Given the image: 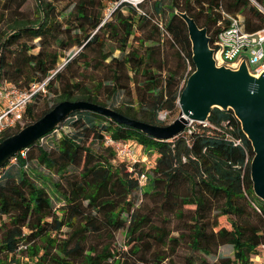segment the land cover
Returning <instances> with one entry per match:
<instances>
[{
    "label": "trees",
    "instance_id": "16d2710c",
    "mask_svg": "<svg viewBox=\"0 0 264 264\" xmlns=\"http://www.w3.org/2000/svg\"><path fill=\"white\" fill-rule=\"evenodd\" d=\"M106 1L116 3L119 0ZM251 1L169 0L164 3L155 0L152 12L143 9L146 15L121 5L113 11L111 20L104 21L101 11L105 6L97 12L92 0H80L75 4L74 21L62 29V22L48 11L51 6L47 7L38 0L40 21L27 25L16 20L5 33L0 73L2 78L20 88H27L56 70L61 54L58 50H50V46L68 50L77 45L82 51L68 62L67 67L86 55V60H91L92 52L95 57L101 55L103 65H97V69L117 65L112 70L115 81L111 95L129 89L134 83L141 108L136 114L132 107L127 111L111 107L101 100L104 83L93 79L94 86H89L73 80L65 81L62 78L64 72L59 71L50 85L61 81L64 94L61 101L93 102L111 107L129 118L162 126L158 119L160 111H174L179 107L183 89L180 79L187 69V62L195 71L192 43L180 13H187L201 28L207 29L212 46L222 28L229 25L222 13L236 14ZM257 1L263 3V0ZM124 7L131 10L130 14L122 12ZM253 9L259 22L244 19L245 30L249 33L264 28V14L258 7ZM157 20L163 22V29ZM219 21L223 22L222 25ZM23 36H31L33 40L39 38L41 49L37 53L31 52L35 46L21 42ZM131 37L139 43L138 47L129 48ZM70 38L72 42L67 43ZM111 39H118L117 49L121 51V57L114 55L115 49H109L107 43ZM175 52L181 61L169 64L166 54ZM122 71L126 74V82L121 84ZM76 92L80 94L74 97ZM33 107H28L26 115H32ZM41 117H32L27 125ZM93 117L108 123L97 124ZM69 120L75 128L72 137L62 135L59 144L50 149L39 140L26 149L25 157L18 155V175L9 170L10 162L5 171L0 172V264H109L113 259L112 264H121L107 246L102 250L91 248L87 252L84 247L91 233L106 231L113 235L120 229H126L131 245L129 251L135 255L136 263L157 264L148 258L150 255L154 260L155 247L159 248L167 241L181 240L192 252L183 264H211L200 253L210 256L227 244L233 245L234 258L220 257L217 264H250L251 256L264 244V201L254 192L251 141L233 110L214 108L207 124L194 122L189 128L191 133L169 141L157 140L95 112L76 111L62 124ZM21 129L19 126L14 133L4 135L0 142ZM105 133L112 134L117 140H137L146 151L158 154L146 195L158 198L163 213L186 225L174 229L182 231L179 236L170 237L171 232L161 228L164 226H153L149 214L132 211L131 195L139 188L137 180L124 165L114 163L116 154L111 148L105 147L109 156L98 155L89 144L91 137L95 142ZM234 140H239L240 144ZM36 150L39 164L58 174L57 181L40 175L44 181L40 185L27 173L28 163L33 158L31 152ZM55 199L62 203L60 210L56 209ZM189 206L195 209L187 210ZM249 209L254 211V223L247 219ZM58 212H62V216ZM223 216L228 217L230 228L221 225ZM164 220L169 222V219ZM64 226L72 232L62 239L59 233Z\"/></svg>",
    "mask_w": 264,
    "mask_h": 264
},
{
    "label": "rangeland",
    "instance_id": "374dc122",
    "mask_svg": "<svg viewBox=\"0 0 264 264\" xmlns=\"http://www.w3.org/2000/svg\"><path fill=\"white\" fill-rule=\"evenodd\" d=\"M43 3L49 7V13L52 14L51 16L58 19V21L62 22L61 28L64 29L67 23H69L71 20L74 21L75 18V4L80 0H42ZM82 1V0H81ZM90 2L93 7H95V11L100 12L101 7L105 6L103 8L104 21H108L112 19V7L114 3H111L110 1L106 0H92ZM154 1L155 0H147L143 5L142 8L146 11L152 12L154 8ZM164 3H168L169 0H163ZM264 0L263 3L258 2L257 0H252L245 8H242L238 13L241 14L242 17L248 20V22H259V19L256 18L255 9L258 7L260 9L261 7H264ZM53 7V9H52ZM51 8V9H50ZM39 8H38V0H0V54H1V45L5 42V33L10 31L11 25L16 22H19L20 24H27V25H33L36 22L40 21L39 18ZM124 14L128 15L130 14L131 10L127 7H124V10L122 11ZM225 12V11H224ZM226 13V12H225ZM235 13H230V15H236ZM222 16L224 18V13H222ZM136 31L138 29L136 28ZM65 35L67 33H64ZM122 39V36L120 37ZM48 41V40H47ZM46 41V43H48ZM21 42H26L30 46H35L34 49H32L31 52L37 53L41 49L40 39L33 40L31 36H23L21 39ZM67 43L72 42V39H67ZM118 39L114 40H108V47L111 51L114 49V55L116 57H121V51L117 49L118 45ZM138 47L139 43L135 41L134 37H131L129 40V48L130 47ZM50 50H58V52L61 54L60 59L58 61L56 70H54L50 76H48L46 79L40 82H33L29 85L27 88H20L17 84L10 82L4 78H2V74L0 73V107L3 105H7L12 99H15V95L12 94V91L14 89H17L19 91H26L30 90L32 88V85H36L37 88L39 86L43 87V91H40L36 93L31 99L30 102H28L26 108H24V112L22 113V117L20 119V122L15 121L14 124H10L12 119L7 121H3L4 125H0V139L7 134L14 133L18 127L24 128L28 123H30L33 117L34 119H37L41 117L44 112L48 110H52L58 103H60L61 98L63 97V85L60 80L55 81L54 83L50 82L54 75L62 71L64 72L63 79L65 81L73 80L74 82H81L88 84L89 86H94L93 79L97 80V83L102 82L105 84V90L101 94V100L106 102L111 107L116 108H122L123 111H127L128 107L133 108V112L136 114H139V110L141 108L139 101H138V92L136 89V86L134 83L130 84V88L127 90H120L115 95H111V88L114 84V78L112 76V70L115 69L117 66L116 64L111 65V67H105V69H97L96 66H102L101 63V55L94 56V53H91V60H86L87 56H83L80 59L74 61L71 63L70 67H67L68 62H70L73 58L77 57L79 53L82 51V47H79L77 45L73 46L72 48L68 50H63L58 48L56 45L50 46ZM128 48V50H129ZM49 50V49H48ZM167 61L170 64H173V62H180V58L178 53H167ZM111 61V58L108 59V62ZM188 66L186 71L181 76V86L184 88L189 76L194 72L193 67L190 62H187ZM256 65L252 67L254 69ZM252 75H257L254 72H250ZM132 76L133 73H130ZM126 74L124 71L121 72L120 76V83L122 84L126 82L125 78ZM163 76H166V72H163ZM183 90V89H182ZM74 97L78 96L80 93L76 92L74 93ZM41 95V96H40ZM30 105H34L32 110V115H26L27 109ZM50 110V111H51ZM180 114V108L178 107L177 110L174 111H168L163 110L160 111L158 119L161 121L162 126H167L172 124ZM95 122L97 124H104L108 123V121L100 119L98 117H93ZM197 123V122H196ZM1 124V123H0ZM199 124V123H197ZM60 126V127H59ZM59 130L57 132L53 131V135H50L49 137L45 138L42 142L43 146L50 149L52 145H58L60 140L63 138V136L72 137L73 133H75V128L71 124V120L66 121L64 124H60ZM57 127V129H58ZM197 128V127H196ZM110 135V133H105ZM62 137V138H61ZM93 138L90 139V146L93 149L95 153L98 155H105L107 154L106 148L102 146V139H98L95 142H92ZM127 142L123 141L122 143H134L133 140H126ZM235 143H239V140H234ZM139 144V150L140 146L143 145L140 142ZM137 144V142H136ZM112 151L114 149L111 148ZM144 150H146L144 148ZM142 148L141 155L147 156L148 160L152 161L154 163L155 158H157L156 152H150L145 153ZM33 158L29 161V166L27 168V173L33 178L34 181H36L38 184H43V180L40 178V175L45 176L48 179H51L53 181H57L59 178L58 174H55L52 171H49L45 166L39 164L36 156H37V150L31 152ZM30 154V155H31ZM109 156V154H107ZM115 164H119L120 159L116 158ZM156 162V161H155ZM18 164V160H17ZM16 163H9L8 167H10V171H12L14 174L18 175V170L20 169L19 166ZM148 163H142L141 166H143V170H146ZM5 171L2 170V172ZM127 171L130 173L129 169ZM138 176V174H135ZM153 175V173H149V178ZM131 176L134 178V173H131ZM148 182L147 186H139L138 189H136L132 195L131 199L134 204L133 210H138L141 214L147 215L151 217L153 220V226H164L161 227L165 231H170L171 235L170 237H177L182 231H175L174 229H182L185 228L186 225L179 221L177 218L167 214L163 213L161 209V203L159 202L158 198L152 197V195H146L147 191L150 189V183ZM48 188H51V185H48ZM51 192V191H50ZM50 194H53L52 192ZM257 204H261V202L257 199H255ZM85 205H87V202H84ZM55 205L56 209L60 210L62 207V203L58 202L55 199ZM187 210H193L195 209L194 206L186 207ZM254 211L252 209H249V216H247V219L250 220V222H253L256 218L254 217ZM60 216H62V212H58ZM71 214V213H70ZM127 215V214H126ZM5 219V217H4ZM164 219H169V222H166ZM235 219V218H234ZM220 223L223 226H226L230 228V223L228 217H221ZM254 223V222H253ZM72 232V229L68 228L67 226H64L62 228V231L59 233L60 238H67L68 235H70ZM187 232V231H184ZM130 239L127 237L126 229H120L117 232H115L113 235L108 234L106 231H102L99 233L92 234L87 238V241L85 242V250L86 252L90 250L91 248H98L99 250H102L106 246L111 250V252L116 255L117 260H121V264L128 262V264H135L136 263V257L135 255L130 252L131 245L128 244ZM156 255L153 260V256L150 257L148 255V258L151 260V262L157 263V264H183L184 259L189 256L192 252L188 249V246L180 241H177L175 243L167 241V244L159 245V248L155 247ZM201 255L205 256L211 264H217L219 262L220 257L223 258H234L235 249L233 245L227 244L223 245L219 248L218 252L216 254H212L210 256L204 255L200 253ZM19 257V256H18ZM115 259V260H116ZM28 260V259H26ZM114 260V259H113ZM113 260L110 261L109 264H112ZM76 264H81L80 262H77ZM140 264V263H136Z\"/></svg>",
    "mask_w": 264,
    "mask_h": 264
},
{
    "label": "water",
    "instance_id": "95a60500",
    "mask_svg": "<svg viewBox=\"0 0 264 264\" xmlns=\"http://www.w3.org/2000/svg\"><path fill=\"white\" fill-rule=\"evenodd\" d=\"M184 19L192 43L195 71L189 76L178 100L179 117L161 126L129 118L111 107L78 100H65L19 132L0 142V171L21 151L55 130L76 111L95 112L117 124L135 128L157 140L180 136L194 122L204 124L214 108L233 110L242 130L251 141L254 157L251 177L254 192L264 201V73L255 77L246 62L238 70L219 66L206 28H201L187 13Z\"/></svg>",
    "mask_w": 264,
    "mask_h": 264
},
{
    "label": "built area",
    "instance_id": "2783aa9c",
    "mask_svg": "<svg viewBox=\"0 0 264 264\" xmlns=\"http://www.w3.org/2000/svg\"><path fill=\"white\" fill-rule=\"evenodd\" d=\"M147 0H119L114 3L112 12L119 6L125 5L135 8L140 14L146 15L142 5ZM261 12L264 14V8L260 6ZM224 19L229 20V25L223 27L222 30L216 36L211 48L215 50V60L219 66H226L228 68L238 70L243 62L247 63L249 71L261 75L264 73V28L249 33L245 30L244 18L241 14L230 15L225 12ZM157 23L161 29H163V22L157 20ZM222 21H219V25H222ZM256 65L254 69L252 67ZM44 84L37 88L36 85H32L30 90L19 91L14 89L12 94L15 95V99H12L7 105L0 107V125H4L3 121H9L10 124H14L15 121L20 122L21 115L24 112L30 99L38 92L43 91ZM204 124H207L204 123ZM192 127V124L188 128ZM59 128L55 129L57 132ZM54 133L52 132L51 135ZM45 138H41L43 142ZM123 140H115L108 134H104L102 137V144L106 148L114 149V152L122 161H127L130 164L138 162H147V156L141 155L142 146L139 143H122ZM127 142V141H125ZM239 144V143H236ZM22 157L26 156V149L21 151ZM17 157L12 159L10 163L17 164ZM130 170L133 171V169ZM147 180L146 174L140 175V182L144 184ZM250 264H264V244L259 246L256 252L251 256Z\"/></svg>",
    "mask_w": 264,
    "mask_h": 264
},
{
    "label": "flooded vegetation",
    "instance_id": "af4514ba",
    "mask_svg": "<svg viewBox=\"0 0 264 264\" xmlns=\"http://www.w3.org/2000/svg\"><path fill=\"white\" fill-rule=\"evenodd\" d=\"M64 122V121H63ZM62 122V123H63ZM61 123V124H62ZM60 127V126H59ZM58 127V128H59ZM54 131V130H53ZM191 133V131L189 130V128H187L180 136H182V135H185L186 133ZM179 137V136H178ZM114 138V137H113ZM177 138V137H176ZM115 139V138H114ZM175 139V138H174ZM115 140H117V139H115ZM172 140V139H171ZM134 141H137V140H134ZM138 142V141H137ZM102 146H104L103 144H102ZM142 146V148H143V150H144V146L143 145H141ZM105 147V146H104ZM144 152L145 153H149L148 151H146V150H144ZM18 155H20V156H22L20 153L18 154ZM16 156L17 157V159L19 158V156ZM156 155H157V153H156ZM117 158V156L115 155V158H114V161L116 162V159ZM157 159H158V155H157V158H155V160H154V163H153V160L152 161H150V160H148L147 162H138V163H134V164H130V163H128L127 161H122V160H120V162H119V164H121V165H124L125 167H126V169H129V171H130V173H134V178L137 180V182H138V184H139V186H141V187H143V186H147V184H148V182L150 181V178H149V173L151 172L152 173V171L156 168V165H157ZM156 161V162H155ZM114 162V163H115ZM142 163H148V167L146 168V170H143V166H141L142 165ZM130 167H131V169H133V171L132 170H130ZM2 170H4V168L2 169ZM1 170V171H2ZM0 171V172H1ZM146 174L147 175V180H146V182L144 183V184H142L141 182H140V175L141 174ZM135 174H138V176H136ZM24 247V246H23Z\"/></svg>",
    "mask_w": 264,
    "mask_h": 264
},
{
    "label": "bare ground",
    "instance_id": "6f19581e",
    "mask_svg": "<svg viewBox=\"0 0 264 264\" xmlns=\"http://www.w3.org/2000/svg\"><path fill=\"white\" fill-rule=\"evenodd\" d=\"M255 77H259L260 76V74L259 75H254Z\"/></svg>",
    "mask_w": 264,
    "mask_h": 264
}]
</instances>
